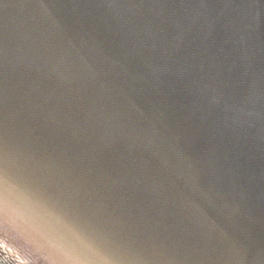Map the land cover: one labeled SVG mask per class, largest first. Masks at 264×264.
Listing matches in <instances>:
<instances>
[{
    "label": "water",
    "instance_id": "obj_1",
    "mask_svg": "<svg viewBox=\"0 0 264 264\" xmlns=\"http://www.w3.org/2000/svg\"><path fill=\"white\" fill-rule=\"evenodd\" d=\"M0 264H264V0H0Z\"/></svg>",
    "mask_w": 264,
    "mask_h": 264
}]
</instances>
